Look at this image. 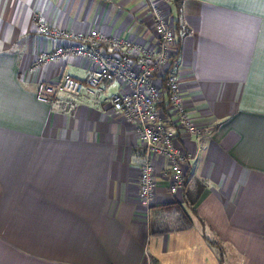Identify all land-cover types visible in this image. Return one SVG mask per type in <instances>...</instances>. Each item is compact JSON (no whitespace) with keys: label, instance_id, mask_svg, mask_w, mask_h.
Listing matches in <instances>:
<instances>
[{"label":"crops","instance_id":"1","mask_svg":"<svg viewBox=\"0 0 264 264\" xmlns=\"http://www.w3.org/2000/svg\"><path fill=\"white\" fill-rule=\"evenodd\" d=\"M150 2L176 28L179 93L202 137L172 120L194 158L176 193L153 158L147 208L132 160L142 144L110 104L129 87L51 103L38 83L87 80L94 65L34 62L57 44L38 20L155 47ZM218 246L227 264H264V0H0V264H224Z\"/></svg>","mask_w":264,"mask_h":264},{"label":"built area","instance_id":"2","mask_svg":"<svg viewBox=\"0 0 264 264\" xmlns=\"http://www.w3.org/2000/svg\"><path fill=\"white\" fill-rule=\"evenodd\" d=\"M149 10L156 37L153 48L125 37L107 39L98 30L81 35L61 31L38 20V31L56 40L57 44L50 52L39 54L34 62L40 64L77 56L94 65L87 80L64 75L55 81L38 83L36 96L51 103L61 94L95 100L103 90L104 82L113 79H120L129 87L127 91L113 93L110 104L133 125L142 144L141 151L134 153L132 160L139 168V195L147 208L153 202V158L162 156L167 159L170 193L183 189L184 165L194 158L173 141L169 128L172 120L195 140L202 137V131L183 107L179 93L180 62L174 27L163 5L150 2ZM162 95L168 104L167 114L157 106Z\"/></svg>","mask_w":264,"mask_h":264},{"label":"trees","instance_id":"3","mask_svg":"<svg viewBox=\"0 0 264 264\" xmlns=\"http://www.w3.org/2000/svg\"><path fill=\"white\" fill-rule=\"evenodd\" d=\"M180 6H179V4H176L175 5V16H176V18H174V19H177V16L179 15V11H180ZM174 30H176V28H174ZM164 99H165V95H162L159 99H158V101H157V106L158 107H160V108H162V109H164V108H166V103L164 102ZM193 202H194V200H191L188 204L190 205V207H192V205H193ZM192 210H193V208H192ZM181 216L183 217L184 215H186L184 212H182L181 211ZM221 256V255H220Z\"/></svg>","mask_w":264,"mask_h":264},{"label":"rangeland","instance_id":"4","mask_svg":"<svg viewBox=\"0 0 264 264\" xmlns=\"http://www.w3.org/2000/svg\"><path fill=\"white\" fill-rule=\"evenodd\" d=\"M164 102L166 103V108H167L168 104H167L165 99H164ZM218 248H219V252H220V255H221L223 263L227 264V259H226V256H225L224 248L222 246H220V247L218 246Z\"/></svg>","mask_w":264,"mask_h":264}]
</instances>
